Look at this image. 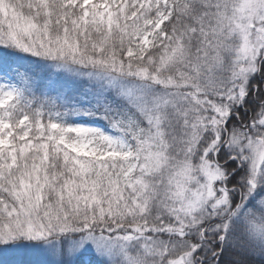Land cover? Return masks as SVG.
<instances>
[{
	"label": "snow or ice",
	"instance_id": "1",
	"mask_svg": "<svg viewBox=\"0 0 264 264\" xmlns=\"http://www.w3.org/2000/svg\"><path fill=\"white\" fill-rule=\"evenodd\" d=\"M0 264H264V0H0Z\"/></svg>",
	"mask_w": 264,
	"mask_h": 264
}]
</instances>
